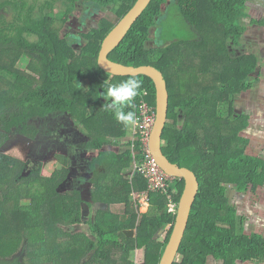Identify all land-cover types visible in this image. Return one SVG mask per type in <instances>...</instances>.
Wrapping results in <instances>:
<instances>
[{"label": "trees", "instance_id": "16d2710c", "mask_svg": "<svg viewBox=\"0 0 264 264\" xmlns=\"http://www.w3.org/2000/svg\"><path fill=\"white\" fill-rule=\"evenodd\" d=\"M77 1L82 0H45L37 6L35 1L0 0V11L4 10L0 14V264H23L25 254L32 263L47 257L50 264H135L129 258L135 250H143V264H160L171 235L167 228L174 225L176 215L168 212L167 194L159 193L149 195L146 213L127 210L119 217L111 211L117 204L128 209L134 204L132 192H143L148 184L141 175L129 180L122 174L134 162L131 151L123 155L103 151L124 138L128 128L117 123L105 104L95 109L106 103L102 94L108 85L129 78L142 81L143 94L125 111L136 114L141 100L156 108L151 78L111 76L98 66L103 40L137 0H84L101 12L108 9L116 21L103 15L97 28L84 35L87 42L80 50L55 27L68 22ZM247 7L248 0H152L109 54L114 62L151 65L162 72L169 91L163 151L172 163L192 170L200 183L174 264H264V236L238 232V209L226 195L227 186L239 194H254L264 186V157L249 154V140L243 136L249 119L233 108L237 97L251 89L248 79L259 81L262 76L259 58L237 49L249 37L247 23L257 27L255 33L264 27V18L249 19ZM174 11L185 24L175 29H189L192 35L163 40L165 19ZM155 28L163 47L149 45ZM21 63H26L28 73L20 71ZM38 79L42 83L37 84ZM60 113L69 114L89 137L84 146L93 152L86 164L91 201L107 205L87 222L82 192L73 188L69 194L64 186L73 174L68 167L72 160L44 179L41 163L1 151L13 134L38 137L32 120ZM106 125L110 135L115 134L113 139L102 134ZM115 164L118 169L113 171ZM175 189L173 197L179 203L184 181L169 192ZM25 197L31 199L30 205L22 204ZM84 223L89 234L82 231ZM128 231L135 236L129 237Z\"/></svg>", "mask_w": 264, "mask_h": 264}, {"label": "rangeland", "instance_id": "374dc122", "mask_svg": "<svg viewBox=\"0 0 264 264\" xmlns=\"http://www.w3.org/2000/svg\"><path fill=\"white\" fill-rule=\"evenodd\" d=\"M36 2L37 6H40L41 4L44 3L45 0H27V2L32 3ZM248 6L249 9L248 11L250 14L253 16V18H256L257 20H262L264 18V14L260 12H255V10L259 8L264 7V0H248ZM9 11L5 12V15H11L10 9ZM108 9L104 10L106 16L108 19H111L112 21H116L115 15H108ZM264 10V9H263ZM260 11V9H259ZM4 13L3 11H0V14ZM245 21L243 20V23ZM165 27H163V31L161 30V33H158V39L155 38L156 34H154L153 38V44L152 47L154 48H160L163 47L165 44L161 43L162 38L163 40L165 39H171L175 37V40L178 38H186L190 34L191 31H188L180 28V29H175L179 24L182 26H185L183 19L177 12L171 13L166 19H165ZM245 24V23H244ZM68 25V24H67ZM65 26L63 23H58L55 25L57 28L59 34L64 36V32H68V26ZM248 25V24H246ZM249 26V25H248ZM253 27V26H252ZM255 28V27H254ZM256 33H251L252 36L256 35L255 37H246L243 41V44L239 46L237 49L241 50L243 52H247L249 54H253L259 58V67L260 70L258 72H261L262 76L258 77L259 81H256L254 78L248 79V84L250 85L252 91H250L246 97L239 96L237 97L238 100L234 102V110L238 111L239 114L245 115L249 119V126L247 129L243 131V136L245 138H248L249 140V145L247 147V152L251 155L254 156H261L264 157V27H260ZM64 30V31H63ZM63 31V33H60ZM73 32V29H72ZM188 32V33H187ZM261 32V33H260ZM161 34L160 38L159 35ZM164 37V38H163ZM158 41V42H157ZM159 45H157V44ZM20 71L28 73L27 65L26 63H21L20 65ZM257 72V73H258ZM113 79H110V84H113ZM37 84L42 83V80H37ZM242 97V98H241ZM96 112L101 109V104H97L96 107ZM237 109V110H236ZM228 115V111L224 112V116ZM53 119L51 118L44 122V120L37 119L35 120L31 125L36 127L39 130V136H45L48 134L53 133V129L51 128L53 124ZM183 125V121H179L177 128H181ZM132 129V126H130ZM80 129V126L78 127ZM52 129V130H51ZM110 128L106 125V128L104 127L103 135L104 133H107L110 139H113L115 137V134L110 135ZM108 131V132H107ZM129 131V129H127ZM83 132V131H82ZM86 134V133H85ZM93 134H95L93 132ZM128 134V133H127ZM131 138V130L129 131L128 134V141H130ZM39 138L36 137L35 139H28L26 137H23L20 134H13L10 136V140L2 147V152L5 154H9L15 158H18L22 161L25 162H34V163H41L42 164V171L41 175L42 178L44 179H49L51 178L58 169L60 170L66 164H69L68 161H70L69 156L66 154H63L59 152L58 154H49L47 156H43L44 153H42L39 150H34L33 145L34 142L37 141ZM123 144V143H121ZM164 144V143H163ZM84 146V145H83ZM127 147H129V142H127ZM88 151V150H86ZM89 152V151H88ZM63 155V156H60ZM66 155V156H65ZM88 157H93L91 153L88 154ZM69 167V165H68ZM113 171L118 169L117 164L113 165ZM66 190L69 191V194H72L71 189L77 188L80 190V186H75V187H69L66 184ZM40 188V187H39ZM82 190V189H81ZM35 191V188H34ZM85 192L88 191V188L84 190ZM91 191V190H90ZM227 198L230 202L231 205L235 206L238 209V222H237V228L238 232L241 231L242 235H248L250 236L252 233H257L261 234L264 236V186L260 188L256 193L254 194H239L236 189L233 186H227V191H226ZM89 198V195H88ZM92 202V201H91ZM31 199L29 197L23 198L22 204L23 205H30ZM93 206L92 208L89 209L90 215H93L96 213L97 208H95L97 203H92ZM86 210V209H85ZM131 211L135 212V210H139L140 214H143L146 212L147 207L145 205H141L138 202V205L135 206L131 204L128 209L124 204L122 205H115L111 207V211L117 215V216H122L126 211ZM88 216H84V219H87ZM87 222V221H86ZM82 231L89 234V226H87L85 223L82 227ZM245 231V232H244ZM166 233V232H165ZM248 233V234H246ZM166 234H161L159 239L163 242L165 239ZM20 250L21 247L19 248V251L16 252V255H20ZM22 254V252H21ZM23 264H50L48 262L47 257H43L39 261H35L32 263V260L28 255H23ZM130 260L133 261L135 264H143L144 263V252L143 250H135L130 254ZM257 264V263H256Z\"/></svg>", "mask_w": 264, "mask_h": 264}, {"label": "water", "instance_id": "95a60500", "mask_svg": "<svg viewBox=\"0 0 264 264\" xmlns=\"http://www.w3.org/2000/svg\"><path fill=\"white\" fill-rule=\"evenodd\" d=\"M152 0H137L128 13L116 24L103 40L98 56V66L105 73L116 77H137L140 75L152 79L156 90V120L150 137V151L158 165L169 175L181 178L184 189L178 204L175 223L171 229L169 241L165 247L160 264H174L189 224L191 212L200 191L196 174L186 167L172 163L163 151L162 135L166 127L169 112V91L164 75L151 65L139 67L127 66L109 59V54L119 46L133 25L138 21ZM104 208L106 206H100ZM161 232V234H166ZM134 237V231H128Z\"/></svg>", "mask_w": 264, "mask_h": 264}, {"label": "flooded vegetation", "instance_id": "af4514ba", "mask_svg": "<svg viewBox=\"0 0 264 264\" xmlns=\"http://www.w3.org/2000/svg\"><path fill=\"white\" fill-rule=\"evenodd\" d=\"M64 8L65 10H67V7H64ZM164 9L165 7L163 8V11H165ZM103 15L104 16L106 15L105 12L99 11L96 5L87 6L84 4V0L76 2L75 9L72 11L71 15L69 16L68 22L65 23V26L68 24L67 25L69 27L68 32H64V33H68L65 35H69L71 37L72 39L71 42L74 44V48H76L77 50H80V48H82L86 44L87 40L84 38V35L89 34L92 31V28H97L98 23L101 21V18L103 17ZM72 29H73V32H72ZM156 30L157 29L155 28L151 31L152 39L154 38L153 35L157 33ZM63 31H61L60 33H63ZM152 42L153 41L149 42L150 46H152L153 44ZM252 90L249 89L246 93L242 94V97H246V95ZM107 103L110 104L111 101H108ZM100 104L101 106H103L105 103L100 102ZM51 118H54L52 121L53 124L51 126V128L53 129V133L42 136V137L38 135L39 139L34 142L33 149L39 150L42 153H44L43 156H47L50 153L52 155L55 153L58 154L59 152L68 155L70 161L72 160L71 162H73V164L69 166V168L72 169L73 174L72 176L71 175L69 176L64 186L66 187V184L69 187L80 186V189L84 191L86 190L88 186L84 182L81 183L78 177H81V178L89 177L90 171L88 172V166H86V162L81 164L85 157L82 154L81 148L83 145L88 143L86 141L89 140V137L78 128L79 125H77L76 123L72 121L69 114L60 113L56 116H51L50 118H47L45 120L41 119V120H44V122H46L47 120ZM34 121L35 120H32L30 124H32ZM17 134H20V133H17ZM20 135L31 140V138L23 134H20ZM60 156H63V155H60ZM77 161H78V164L76 163ZM89 179H90V184H91V178H88L86 180H89ZM83 220L86 222L88 218L87 219L83 218ZM239 264H242V263H239ZM250 264H256V262H252Z\"/></svg>", "mask_w": 264, "mask_h": 264}, {"label": "built area", "instance_id": "2783aa9c", "mask_svg": "<svg viewBox=\"0 0 264 264\" xmlns=\"http://www.w3.org/2000/svg\"><path fill=\"white\" fill-rule=\"evenodd\" d=\"M139 123L132 126L130 147L134 160V173L141 175L147 181V189L143 192L133 193L135 201L148 203L150 194H167L168 212L177 214L178 204L174 200L175 190L169 189L175 187L181 178L167 174L157 163L150 151V137L156 120V108L141 100L136 113ZM138 149V150H137ZM173 226L167 228L171 232Z\"/></svg>", "mask_w": 264, "mask_h": 264}, {"label": "clouds", "instance_id": "9594fccd", "mask_svg": "<svg viewBox=\"0 0 264 264\" xmlns=\"http://www.w3.org/2000/svg\"><path fill=\"white\" fill-rule=\"evenodd\" d=\"M142 81L129 78L118 85H108L106 93L103 92V99L106 101L104 109L113 111L114 119L125 128L135 126L139 123L134 111H125V108H132L134 100L142 95ZM111 101V103H107Z\"/></svg>", "mask_w": 264, "mask_h": 264}, {"label": "crops", "instance_id": "0c3cea01", "mask_svg": "<svg viewBox=\"0 0 264 264\" xmlns=\"http://www.w3.org/2000/svg\"><path fill=\"white\" fill-rule=\"evenodd\" d=\"M248 9H249V6L247 7V13L249 15V19L250 20L251 19H256V18H253V16L250 14V12L248 11ZM259 9H260V11H259ZM263 9H264V7H262V8H259L258 7V9L255 10V12H260V13H263L264 14V10ZM247 27H248V30H249L248 33H250L249 34V37H251V38L252 37H255L256 38V35H253L252 36V34H251V33H255L254 31H252L254 27H252V25H250V26L247 25ZM255 28H257V27H255ZM130 128L131 127H128L129 131H130ZM129 131H127L128 134H129ZM127 133H126V136L124 138H122L121 140H119V141L114 140V143L109 144V145H106L103 148V151L115 152V153L120 154V155L126 154L129 151H131L130 141H128V134ZM89 141L90 140H88L86 142H89ZM127 142H129V147H127ZM121 143H123V144H121ZM86 144H85V146H86ZM85 146H82L81 150H82V154L85 156L84 159L86 160V164L88 165V161L91 160V158L88 157V154L89 153L93 154V152L92 151H89V152L86 151L85 150ZM88 172H89V166H88ZM122 174L126 175V177H125L126 179H129V180L133 179V177L135 175V173H134V163L130 164V166L128 168H124V170L122 171ZM78 178L81 181V183L84 182L88 186L87 187L88 188V191L87 192H85V191H83L81 189L80 190L82 192V197L84 198V201H85V204L83 206L84 207V216L87 215L88 216V219H89L91 216L92 217L95 216V214H94V216L93 215H90L91 214L90 211H89L90 207L88 206V203H92L91 202V191H90L92 189V185L90 184V179L89 180H86V179H88L90 177H85V178L78 177ZM133 193L134 192H132V197H133ZM88 195H89V198H88ZM133 200H134V204L133 205L137 206L138 205V202H139L141 205H145L147 207L146 212L148 211V209H149V203L141 202V201H138V200L135 201L134 197H133ZM103 205L104 204H102V203H97L96 206H95V208H97V209L98 208H101L100 206H103ZM117 205H122V204H117ZM105 206H107V205H105ZM135 212H139V210H135Z\"/></svg>", "mask_w": 264, "mask_h": 264}]
</instances>
